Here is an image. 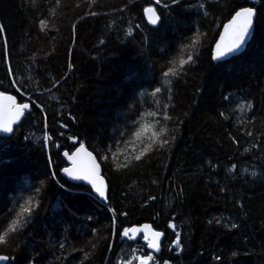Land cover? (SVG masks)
I'll list each match as a JSON object with an SVG mask.
<instances>
[{"label": "trees", "instance_id": "16d2710c", "mask_svg": "<svg viewBox=\"0 0 264 264\" xmlns=\"http://www.w3.org/2000/svg\"><path fill=\"white\" fill-rule=\"evenodd\" d=\"M238 6L256 8L262 23L242 55L214 65L212 45ZM149 7L157 27L144 19ZM216 20L208 42L203 30ZM0 25V93L29 104L0 137L5 264H118L133 254L264 264V65L232 68L253 43L264 64V0H0ZM70 138L99 160L105 204L61 178ZM143 223L164 234L157 254L141 237L120 241Z\"/></svg>", "mask_w": 264, "mask_h": 264}, {"label": "snow or ice", "instance_id": "6c2138e0", "mask_svg": "<svg viewBox=\"0 0 264 264\" xmlns=\"http://www.w3.org/2000/svg\"><path fill=\"white\" fill-rule=\"evenodd\" d=\"M157 3H160V0H156ZM173 3H179V0H173ZM166 6V5H165ZM239 10H235V14L231 16V19L223 25V33L219 34V41L215 43V52L212 56L213 60H226V58L235 54L246 42V38L249 36L250 30L253 28L254 17L257 14V10L252 6H238ZM145 14L154 13V9L146 8ZM95 15L96 13H92ZM159 20V17L155 18L150 17V22L155 24ZM43 24V21H41ZM5 31L4 27L0 25V33ZM192 60V57L189 56L187 61L181 60L180 64L183 66L185 63ZM169 71H172L171 69ZM9 73L11 74V67H9ZM165 76L169 75V72L164 73ZM156 92H160L161 89L157 88ZM0 100L7 101L6 105L0 106V133L4 134H12L14 132L13 125L18 124L20 118L25 115V110L29 108L28 104H21L19 106L16 105V101L12 96H5L0 93ZM249 108L251 105L248 106ZM224 113H221L223 116ZM165 120L170 119L168 115L165 114ZM64 127V125H61ZM140 133H137L139 136ZM156 133H153L155 136ZM248 135H252L251 132ZM73 141V146L75 147V151L71 152V150L64 151L63 156L71 162V167H64L62 172L65 176L71 178L75 181H86L88 185H90L91 191H93L101 200H107L106 195V186L105 180L101 175L100 165L96 162V157L93 155L91 151L85 147L84 143H78L77 139L70 138ZM168 140H163L161 146L168 144ZM137 160L140 159V156L136 157ZM48 164H52L51 156L48 158ZM232 168L235 169L236 165L233 164ZM253 175L255 173L253 172ZM52 179L56 180L57 173L53 171L51 173ZM57 184H60L59 180H56ZM60 187L63 188L64 185L60 184ZM154 199V198H153ZM25 212H31L30 209H24ZM17 221L13 220L12 224L9 227L10 232H14L16 230ZM115 224V220L113 218V227ZM172 226V225H170ZM174 227V226H172ZM233 228L236 225H232ZM148 233L151 232L149 225H144L143 227H130L124 228L120 233L121 236L134 240L139 233ZM152 238L150 239L147 235L144 236V239L148 243V247L154 250H158V239L162 235L160 232H151ZM0 243H5V238L3 235H0ZM179 233H177L176 244L179 246ZM95 248V245H93ZM135 251V250H134ZM7 256H0V261L7 260ZM85 259H87V253L85 254ZM153 260L152 255H135L133 254L131 258H123L118 264H150Z\"/></svg>", "mask_w": 264, "mask_h": 264}, {"label": "water", "instance_id": "95a60500", "mask_svg": "<svg viewBox=\"0 0 264 264\" xmlns=\"http://www.w3.org/2000/svg\"><path fill=\"white\" fill-rule=\"evenodd\" d=\"M256 1H257V0H253L254 3H255ZM149 8H152V7H149ZM152 9H154V8H152ZM255 9H256V8H255ZM238 10H239V9H238ZM238 10H237V11H238ZM256 10H257V9H256ZM143 14H144V19H145V21H146V23H147L148 25H151L152 27H157V26H158L160 19H159V20L157 21V23H155V24H153V23L150 22V17H151V18H155L156 16H158V14H157V12L155 11V9H154V13H148V14L146 15V14H145V11H144ZM234 14H235V12L233 13V15H234ZM233 15H232V16H233ZM257 15H258V13H257L256 16L254 17L253 28L250 30L249 36L246 38V42H245V44H244V45H243V46H242V47H241V48H240L235 54H231V55H229V56L226 58V60H220V61H217V60H213V59H212V56H213V54H214V52H215V43L219 41V34L223 33V25L226 24L231 18H230L228 21H226V22L221 26L220 31H219V33H218V35H217V38H216V40L214 41V43H213V45H212V48H211V61H212V63H213L214 65H216V64H220V63H224V62H226V61H229L230 59H232V58H234V57H238V56L242 55V54L246 51L248 45L250 44V42H251V40H252L253 34H254ZM158 17H159V16H158ZM2 94L5 95V96H12V97L15 99V101H16V105H17V106H19V105H21V104H28L27 102H24V103L19 102L15 95H12V94H6V93H2ZM6 104H7V101L0 100V106L6 105ZM28 105H29V104H28ZM27 110H29V108L26 109L25 111H27ZM22 118H23V116L20 118V121L18 122V124L13 125V128L17 127V126L20 124ZM11 135H12V134H4V133H0V137H9V136H11ZM74 151H75V149H74L72 152H74ZM88 151H89V150H88ZM70 154H71V153H70ZM93 155H94V154H93ZM94 156H95V155H94ZM95 157H96V156H95ZM62 158H63V160L65 161V163H66V165H67L66 167H71V166H72V165H71V162L68 161V160L63 156V153H62ZM96 162L100 165V162H99V160L97 159V157H96ZM62 169H63V168H62ZM100 171H101V175H102V177L104 178V176H103V174H102V168H101V165H100ZM60 176H61V178H63L66 182H68V183H70V184H73V185H82L84 188H86L88 191H90V193L92 194V196H93L96 200H98V201H99L100 203H102V204H105V203H106V200H101V199H100V198H99V197H98L93 191H91V189H90V185H88L86 181H75V180H72L71 178L65 176V175L63 174L62 170L60 171ZM104 180H105L106 195H107V193H108V185H107V181H106L105 178H104ZM144 225H149V227H150V229H151V232H157V230H154L153 227L151 226V224H149V223H143V224H141V225H133V226H130V227H137V228H139V227H143ZM130 227H125V228H130ZM123 229H124V228H123ZM123 229H122V230H123ZM122 230L120 231V233L122 232ZM151 232H148V233H143V232H142V233H139V234L136 236V238H135L134 240H131V241H135L137 238L141 237L143 243L147 245V249H148V251H149L150 253H152V254H157V253H159V252L161 251V245H162V241H163V238H164V234H163L162 232L158 231V232L162 233V235H161V236L159 237V239H158V246H159V247H158V250H154V249L148 247V243H147V241L144 239V236H145V235H147V236L151 239V238H152ZM123 240H130V239H127V238H125V237H123V236L120 235V241H123ZM5 262H6V260H4V261H0V264H5Z\"/></svg>", "mask_w": 264, "mask_h": 264}, {"label": "rangeland", "instance_id": "374dc122", "mask_svg": "<svg viewBox=\"0 0 264 264\" xmlns=\"http://www.w3.org/2000/svg\"><path fill=\"white\" fill-rule=\"evenodd\" d=\"M262 1V0H261ZM258 2V0L255 2V3H257ZM261 3V2H260ZM96 10V9H95ZM219 11H216V13H217V17L219 16V18L221 17V14H220V12L218 13ZM258 13V12H257ZM256 20H259V23H262V17H257V19ZM217 28H218V21L216 20V21H214L213 23H211V26H210V31H208L207 30V28L205 29V30H203V34H202V37L203 38H205L206 40H208V42L209 41H213V39H214V33H215V31L217 30ZM256 53L255 54V56L253 57V56H250V54L251 53ZM261 53V49H260V47H258L257 45H256V43H253L252 45H251V47H250V50H249V53L245 56V57H241V59H237L236 60V62H235V64H234V66L235 67H232V68H237L238 70H237V73H239V74H242V72H245V71H248V70H251V69H254V67H256V65H264V64H262V61L260 60V53ZM259 55H258V54ZM260 57V58H259ZM216 73H218L217 75L219 76V78H223L224 77V74H223V72L221 71V70H217L216 71ZM213 91V89H211L208 93L210 94V93H213L212 92ZM207 93V94H208ZM94 104H96V105H98L99 104V101H98V99H94V101H92ZM72 141V140H71ZM64 168V167H63ZM62 170V169H61ZM63 179V178H62ZM64 180V179H63ZM0 187H2V185L0 184ZM1 192V191H0ZM0 197H1V194H0ZM169 225H172L173 226V224L172 223H170ZM171 226V229L173 230V227ZM172 247H177V244H176V239L174 240V242L172 243ZM134 264H135V262H134Z\"/></svg>", "mask_w": 264, "mask_h": 264}, {"label": "bare ground", "instance_id": "6f19581e", "mask_svg": "<svg viewBox=\"0 0 264 264\" xmlns=\"http://www.w3.org/2000/svg\"><path fill=\"white\" fill-rule=\"evenodd\" d=\"M108 185V184H107Z\"/></svg>", "mask_w": 264, "mask_h": 264}]
</instances>
